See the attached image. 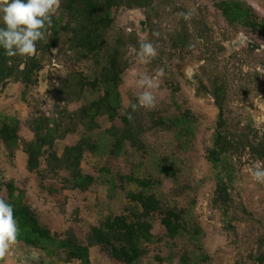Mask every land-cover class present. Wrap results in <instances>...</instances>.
Segmentation results:
<instances>
[{
  "label": "rangeland",
  "instance_id": "374dc122",
  "mask_svg": "<svg viewBox=\"0 0 264 264\" xmlns=\"http://www.w3.org/2000/svg\"><path fill=\"white\" fill-rule=\"evenodd\" d=\"M239 1L250 16L231 23L217 6L222 0H112L103 67L114 65L117 104L105 98L102 66L73 59L65 34L46 49L39 80L29 87L1 63L0 120L17 118L20 140L11 150L0 138V198L14 181L58 240L88 249L87 264H124L117 254L127 239L117 217L149 229L137 264H264V184L249 173L264 159L248 151L224 155L216 166L206 159L219 110L190 84L199 75L205 83L226 81L232 127L255 128L264 140V0ZM189 10L190 19L180 15ZM142 40L157 46L148 63L137 55ZM249 42L260 48L250 50ZM161 68L151 89L155 107L133 111L139 76L155 77ZM87 176L92 181L78 187L74 178ZM135 178L146 188L136 187ZM139 193L153 195L155 208L137 201ZM33 250L39 264H85L65 249L50 255L21 241L0 264H19L21 253Z\"/></svg>",
  "mask_w": 264,
  "mask_h": 264
},
{
  "label": "trees",
  "instance_id": "16d2710c",
  "mask_svg": "<svg viewBox=\"0 0 264 264\" xmlns=\"http://www.w3.org/2000/svg\"><path fill=\"white\" fill-rule=\"evenodd\" d=\"M217 6L231 23L237 19L245 20L250 16L247 5L239 0H222L221 3H217ZM111 7L112 0H61L57 15L52 17L51 27L45 31V38L36 43L35 55L25 56L19 60L17 55L8 57L4 54L0 58V64L2 63L6 69L8 68L9 75H15L21 83L29 87L39 80V72L45 64L46 49L55 47L60 37L65 34L67 37L66 44L73 59L86 65H95L97 68L102 66L99 76L106 89L105 98L107 100L114 99L116 101L114 103L117 104L119 100L116 94L118 76L114 65L110 63L108 67H103L105 53L102 30L111 22ZM196 25L200 29L207 28V24L201 21H198ZM248 45L250 50L260 48V44L257 42H249ZM190 84L193 85L197 95L210 94L219 110L212 145L207 146L205 150L206 159L216 166L221 162L224 155H239L244 151H248L258 160L264 159V140L260 137L258 130L249 128L247 131H238L231 125L229 119L231 110L226 81L222 84L205 83L203 77L199 75L190 81ZM111 108L115 109V106ZM0 138L11 150L18 146L20 139L18 137L17 118L0 120ZM74 179L77 181L78 187H83L87 182L92 181L90 176ZM131 181L138 188H146V182L143 180L135 178ZM220 187L221 185L218 184V189ZM4 192L3 198L14 207L15 218L20 229L19 241L50 255H55L61 249H65L69 259H77L85 264L89 262V251L85 246L58 240L51 230L38 220L23 201L22 193L15 186L14 181L10 180L4 184ZM134 197L137 201H142L147 210L155 208L153 195L147 196L139 193L138 195L134 194ZM114 223L118 229L124 232L127 239L126 247L118 252L117 257L124 264H137L142 253L141 244L151 239L148 227L144 223H129L126 218L122 217L115 218ZM167 223L170 225L171 220ZM92 231L99 244L105 245L107 243L108 240L98 228L94 227Z\"/></svg>",
  "mask_w": 264,
  "mask_h": 264
},
{
  "label": "clouds",
  "instance_id": "9594fccd",
  "mask_svg": "<svg viewBox=\"0 0 264 264\" xmlns=\"http://www.w3.org/2000/svg\"><path fill=\"white\" fill-rule=\"evenodd\" d=\"M61 0H0V47L5 55L13 57L34 56L37 49L36 43L45 38V31L52 25V17L60 8ZM185 19H190L193 11L181 13ZM159 36V33H153ZM138 57L142 63H148L157 55V46L148 40L139 42ZM191 67L185 68V75L193 74ZM136 74L135 72L133 73ZM164 75V70L158 69L155 77L147 73L141 74L137 85L142 91L138 94V104H131L133 111L137 107L146 109L154 108L156 97L151 89L157 87L156 81ZM132 119L131 114L128 115ZM249 173L256 182L264 184V162H254L249 167ZM20 233L18 222L15 218L14 207L6 199L0 198V261L4 260L9 251L19 244ZM19 264H29V259L39 264V253L31 251L28 256L21 253Z\"/></svg>",
  "mask_w": 264,
  "mask_h": 264
}]
</instances>
